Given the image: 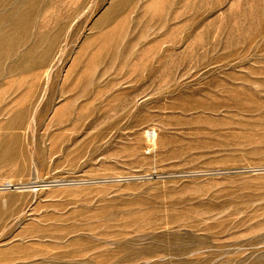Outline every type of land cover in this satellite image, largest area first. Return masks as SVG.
Returning a JSON list of instances; mask_svg holds the SVG:
<instances>
[{"label": "rangeland", "instance_id": "obj_1", "mask_svg": "<svg viewBox=\"0 0 264 264\" xmlns=\"http://www.w3.org/2000/svg\"><path fill=\"white\" fill-rule=\"evenodd\" d=\"M0 264H264V0H0Z\"/></svg>", "mask_w": 264, "mask_h": 264}, {"label": "bare ground", "instance_id": "obj_2", "mask_svg": "<svg viewBox=\"0 0 264 264\" xmlns=\"http://www.w3.org/2000/svg\"><path fill=\"white\" fill-rule=\"evenodd\" d=\"M10 42L12 43V40H10ZM7 42H5V43H3V44H1V46H2V49H5L4 48V46H5V44H6ZM10 187H13L12 185H9Z\"/></svg>", "mask_w": 264, "mask_h": 264}, {"label": "water", "instance_id": "obj_3", "mask_svg": "<svg viewBox=\"0 0 264 264\" xmlns=\"http://www.w3.org/2000/svg\"><path fill=\"white\" fill-rule=\"evenodd\" d=\"M15 188V187H14Z\"/></svg>", "mask_w": 264, "mask_h": 264}]
</instances>
